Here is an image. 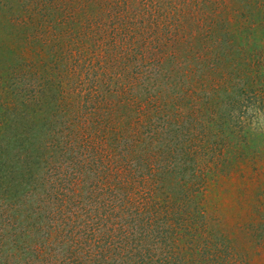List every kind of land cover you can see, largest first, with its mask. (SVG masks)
<instances>
[{"label": "rangeland", "instance_id": "1", "mask_svg": "<svg viewBox=\"0 0 264 264\" xmlns=\"http://www.w3.org/2000/svg\"><path fill=\"white\" fill-rule=\"evenodd\" d=\"M108 1L0 0V155L9 160L20 151L33 158L34 149L25 153L23 145H41V158L36 162L42 167L39 174L53 175V182L45 187L57 183L51 185V190L38 188L37 193L25 197L22 207L20 197L8 199L4 194L6 205L16 203L21 207L13 216V228L15 233L28 234L27 238L22 236L31 247L11 262L5 260L9 253L4 248L9 242L3 245L2 241L0 264H264V0H234L238 6L235 16L234 12L223 16L220 55L235 56L241 73L234 80L229 72L224 76L208 75L212 86L219 87L215 91L219 97L207 103L203 116L197 118L204 122L198 126L205 136L196 144L190 141V133L177 136L179 144L185 139L184 145L192 143V165L193 154L205 156L202 163L212 160L211 165H196L197 170L188 164L181 171L172 164V172L156 180L161 169L166 171L159 164L168 159L159 157L156 164L154 152L158 153V147L150 145L145 149L140 139L133 145L112 131L106 134L107 127L99 119L100 114L107 115L98 110L89 116V121L98 123L96 131L86 123L85 116L79 133L72 131L70 123L67 126L61 117L38 122L43 125L55 121V133L50 135L46 134L48 128L44 129L50 125L38 129L31 128L35 124L29 117L13 120L20 109L30 113L32 105L27 104L43 87L73 92L81 87L87 93L90 87H111L113 82L118 81L119 85L128 77H138L140 68H155L151 62L137 63L130 49L134 45L130 46L127 40L121 44L120 38L111 33L105 34L106 40L100 39L101 32L116 28L107 25V9L114 7ZM128 1L131 7L134 2V8L138 4L137 0ZM161 3L160 21L171 29L164 32H172L179 39L175 53H182L185 58L204 54L198 52L199 39L206 43L217 40L213 31L200 35L197 19L191 14L187 19L178 17L176 27L172 16L175 10L190 12V5L178 7L177 0ZM131 33L137 42L140 35L137 31ZM165 35L167 38L169 34ZM147 36L143 33V39ZM166 38L154 37L142 54L156 58L167 55L173 49L166 47ZM123 45L126 50H122ZM85 46L90 53L83 55ZM213 54H218L217 50L213 49ZM20 87H29L27 98L17 93ZM177 89L165 91V96ZM195 93L201 97L196 99ZM42 97L48 99L45 94ZM202 101L203 93L190 85L191 115ZM87 105L97 108L99 103L91 100ZM148 111L152 114L153 107ZM128 113L125 116L130 120L141 118L138 126L143 124L144 133H152L149 114L139 116L133 106ZM164 114L165 108L161 107L157 125L151 128L161 127ZM194 114L198 117L199 111ZM84 127L87 128L83 130ZM35 130H42L41 135L33 134ZM137 136L138 133L133 138ZM45 144L53 146L49 153ZM65 149L75 157L73 162L81 161L85 170L81 175L66 165L61 166V172L50 169L58 166V157L63 161L59 153ZM226 157L231 164L218 166L216 160H227ZM90 162L98 165L103 177L100 182L93 174L86 176ZM185 162L188 163L186 156ZM154 169L158 172L153 178ZM192 179L196 183L190 190ZM156 181L162 182V187H156ZM76 183L82 187L80 204L70 202L67 195L71 193L65 192L69 190L65 186L71 188ZM6 205L1 208L11 213ZM3 217L0 212V220Z\"/></svg>", "mask_w": 264, "mask_h": 264}, {"label": "trees", "instance_id": "2", "mask_svg": "<svg viewBox=\"0 0 264 264\" xmlns=\"http://www.w3.org/2000/svg\"><path fill=\"white\" fill-rule=\"evenodd\" d=\"M138 4L135 8L140 5L141 9L133 11V6L131 7L128 0H109L108 3L113 5L112 10H108V16H110L107 25L110 27L111 25H115L116 28L111 30L110 32H101L100 39L105 38L108 33H111L114 38H120L121 44L123 40H127L126 43H129L130 46L134 45L133 48H130L132 52L135 53V58L137 63L147 64L151 62L152 66L155 68H140L138 72L139 76L134 78H129L123 84L117 85V82H113L111 87H90L87 90V93H84L79 87L75 92L72 90L63 91L61 87H43L40 90V94H37L33 102H30L27 105H32L30 109V113L28 111H24L20 109L17 111L14 116V121L19 120V118L23 119L29 117L31 121L35 124L31 126V128L43 129L44 125H50L44 129L46 130V134L50 135L52 132L55 133V121H51L48 124H37L38 122H47L51 119H56L57 117H61L65 119V124L72 131L79 133L82 129L83 125V116H85L86 123L91 124L95 131L98 128V123L94 120L89 121V116L91 118L94 110H98L99 112L107 115V117L100 116L102 119H99V122L104 123V127L106 128V134L111 131L114 132L113 135L120 137H124L126 142H131V144H136V139H140L144 142V147L147 149L148 146L151 145V148H157V152H154V160L157 161L160 158H166L165 163H161L159 165H164L166 171L161 169L156 180L160 177L162 180V176L169 174L172 172L173 165H178L180 170H185L188 164L192 165L190 162V145H184L185 140L181 141L178 139V134L186 136L190 133V141H193L194 144L198 143L199 138L205 136L202 134L204 131L202 127L198 125L204 122H199L197 118H201L203 116V108L207 103H212L216 98H218L215 94V91L219 87L212 86L213 84L208 81L207 76L211 74H219L223 75L229 72L230 76L233 80L239 77L241 71L240 67L237 65L235 61V56L231 55H223L224 57L229 56L228 58H224L220 55V46H221V35L220 31L222 25V19L225 14L235 12L238 8L236 2L234 0H177V6L182 4L183 6H189L190 12H181L177 13V11L181 9H176L174 16V22L177 27L178 17L187 19L190 14L193 15L197 19V31H200L199 34H208L213 31L217 34V40L206 43L199 39L200 48L198 52L192 57L185 58L186 55L182 53H175V46L179 42L178 37L172 32H164L165 29H170L168 23H164L160 21V8L162 6L161 0H137ZM200 2H204L206 5H198ZM210 3L211 6L207 7ZM195 5V6H194ZM119 6V7H118ZM118 7L119 10H116ZM227 12V13H226ZM200 13L202 15H200ZM193 18V17H192ZM229 19V17H228ZM232 20V17H231ZM230 21V20H229ZM102 24H98L100 26ZM105 24V26L107 27ZM203 27V28H202ZM103 29V26L100 27ZM146 28V30H143ZM140 35L137 42L134 41L131 32H135ZM162 31V32H160ZM143 33H145V39H143ZM165 34H169L166 38ZM129 37V40L128 38ZM164 37L166 40V47L168 49H173V51L169 52L167 55L162 57H152L149 54H142V50H147L146 44L148 42H153V38ZM178 41V42H177ZM125 43V44H126ZM176 43V44H175ZM100 44L101 41H100ZM197 44V42L193 43ZM219 47V48H218ZM141 48V49H140ZM126 46H122V50H126ZM217 50L218 54L211 55L212 50ZM179 51V50H178ZM210 52V53H209ZM90 53V48L85 46L83 50V55ZM181 54V55H179ZM225 70V72H224ZM224 76V75H223ZM139 79V81H138ZM216 80V79H215ZM117 85V86H115ZM190 85L197 87V90H200L203 93V101L202 105L196 106L193 108V115L190 114ZM178 87L176 93H172V95L165 96V91L167 90H175ZM166 89V90H165ZM220 91V90H219ZM17 93H23L25 98L29 95V87H20L17 90ZM42 94L48 96V99L43 98ZM145 94V96H144ZM34 96V95H33ZM195 98L198 99V93L194 94ZM38 98V99H37ZM78 98L80 101H78ZM59 99L61 103L58 105ZM66 100V102H62ZM95 101V103H99L97 108H88V101ZM145 101V103H144ZM34 105L42 106V108L36 107ZM133 106V110L137 108V114L139 116L145 117V115H150L149 117V127L152 133H144L142 129L138 126V122H141V118L138 120H130L126 114H129V108ZM165 108V114L163 116V124L158 128H151L152 125H157V115L161 110V107ZM53 107V110L50 109ZM153 107V113L151 114L149 111L147 112V108ZM58 108V111L55 109ZM199 111V116L197 117L194 112ZM98 113V112H97ZM46 114V115H45ZM43 120L40 119L41 116H44ZM63 123V121H62ZM55 126V127H54ZM87 127H84L85 130ZM140 129V130H139ZM63 133L61 128L58 129ZM195 130L199 133H194ZM42 130H35V135H41ZM138 136L133 138L135 135ZM162 137H166L162 139ZM169 137V138H168ZM172 138L175 141L172 142ZM11 144L14 143L13 140L9 141ZM147 142V144H146ZM158 143V144H157ZM146 144V146H145ZM41 145L38 147L35 146L33 142V146H29L28 144L23 145V150L25 153H28L30 150L34 149L33 154L34 157L30 158L29 154H23L20 151L14 152L13 156L8 160L5 156L0 155V212L4 216L0 220V244L3 245L5 242H9L6 245V249L4 248L7 255L8 261H16L20 258V254L24 250H28L30 246L28 241H25L24 238H27L28 234L23 233H15L14 232V217L17 216L15 213L21 209L23 203L25 202V197L33 195V193H37V190H51V183L48 188L45 187L46 184L53 182L52 173L39 174L42 167L39 168L37 166L40 156H38V151H40ZM46 152L49 153L53 146H49L45 144ZM165 149V150H164ZM60 152V150H59ZM161 153V156H159ZM40 154V153H39ZM64 157L63 161H60V157H58V166H51L50 169L56 173L58 169L59 172L62 171V165H66L70 167V170L79 172L81 175L85 170L82 168L80 163H75L72 160L75 158L73 155L66 153L65 150H61L59 153ZM165 157H162V156ZM59 156V155H58ZM185 156L188 159V163L185 162ZM195 165L203 164L211 165L212 160H208L205 163H202L205 160V156H197L195 154L192 155ZM224 160H216L218 166L222 165H230L231 160L229 157H226ZM72 159V160H71ZM179 161V162H178ZM41 164V163H40ZM173 164V165H172ZM157 165V167H159ZM196 166L197 170L198 167ZM89 173L86 176L93 174L99 180L103 179L102 175L99 172V167L95 163H88ZM190 172L192 171L191 167L189 168ZM168 171V172H167ZM158 169H154L152 171L153 178L156 176ZM74 173V175H75ZM81 176L77 175V178ZM73 178V177H72ZM75 178V177H74ZM81 179V178H80ZM195 179V178H193ZM190 182V190L195 187V180ZM183 180V179H182ZM199 184V182H198ZM77 185V187H76ZM80 184L76 183L71 188L65 186L69 190L65 191L67 193H71V195H67V198L70 199V202H74L76 204L81 203L80 192L82 187H78ZM162 187V182L156 181V187ZM199 187V186H198ZM161 191V189H160ZM155 194L156 189H155ZM8 195V199H12L17 196L20 197L21 200L19 205L14 203H9L6 205V196ZM169 195V194H168ZM197 201V198H195ZM9 202V201H8ZM6 205L7 210H11L12 212H8L1 207ZM192 207V206H191ZM15 210V211H14ZM14 225V226H13ZM24 235V238L23 236ZM22 239V240H21ZM24 240V241H23ZM1 250V248H0ZM11 264L10 262H7ZM13 264V263H12Z\"/></svg>", "mask_w": 264, "mask_h": 264}]
</instances>
